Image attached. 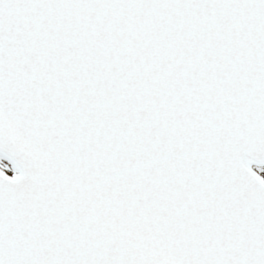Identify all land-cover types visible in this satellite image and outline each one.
Masks as SVG:
<instances>
[{"label": "snow or ice", "instance_id": "snow-or-ice-1", "mask_svg": "<svg viewBox=\"0 0 264 264\" xmlns=\"http://www.w3.org/2000/svg\"><path fill=\"white\" fill-rule=\"evenodd\" d=\"M0 264H264V0H0Z\"/></svg>", "mask_w": 264, "mask_h": 264}]
</instances>
